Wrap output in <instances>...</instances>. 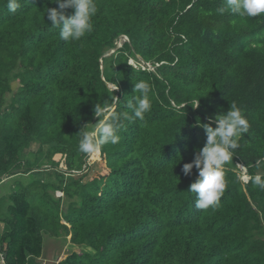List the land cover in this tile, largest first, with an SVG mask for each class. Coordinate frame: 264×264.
<instances>
[{"label":"trees","instance_id":"obj_1","mask_svg":"<svg viewBox=\"0 0 264 264\" xmlns=\"http://www.w3.org/2000/svg\"><path fill=\"white\" fill-rule=\"evenodd\" d=\"M95 2L93 31L64 41L45 15L52 0L15 13L0 0L3 264H42L43 234L69 243L53 264H264V188L245 179L264 178V14L221 15L225 0ZM141 79L152 85L142 121L128 107ZM112 82L114 110L130 119L95 160L80 131ZM233 102L249 129L218 206L199 210L188 191L198 171L182 168L204 146L200 125Z\"/></svg>","mask_w":264,"mask_h":264},{"label":"clouds","instance_id":"obj_2","mask_svg":"<svg viewBox=\"0 0 264 264\" xmlns=\"http://www.w3.org/2000/svg\"><path fill=\"white\" fill-rule=\"evenodd\" d=\"M24 2L27 3L28 0H24ZM52 2L58 5V9L47 8L45 15L51 22V28L59 29L61 40L78 41L86 33L93 31L92 18L98 10L95 0H52ZM20 7L21 0H6V9L9 13H15ZM66 9H72L70 15H65L64 10ZM217 11L221 15L230 12L239 17H255L264 14V0H225V6L218 8ZM182 39L186 40L187 38L182 37ZM175 60L179 62V57H175ZM109 87L112 96L108 100L94 105V116L98 122L91 125V130L84 131L90 126L86 125L80 131L81 138L78 147L82 153H100L105 144L119 143V132L123 127V121L130 119L128 112L118 113L114 110V106L120 102L113 95L114 91L118 90V84L112 82ZM151 87L150 82L139 80L133 88V92L139 95H134L132 100L128 101V107L131 108L133 117L141 121L144 120L145 114L152 107L149 96ZM197 107L198 100L195 102L194 109ZM208 120L209 123L200 125L206 133L204 146L196 151L192 162L185 163L182 168L185 176L191 174L193 166L198 171V176L189 185L188 191L196 194L195 207L199 210L218 206L227 186L223 168L232 161L239 139L249 129V122L243 114V110L235 102L230 104L226 113L208 117ZM213 123L215 127L212 126ZM244 169H240L242 173ZM244 173H246V169ZM245 179L264 188V178L259 174L248 176Z\"/></svg>","mask_w":264,"mask_h":264},{"label":"rangeland","instance_id":"obj_3","mask_svg":"<svg viewBox=\"0 0 264 264\" xmlns=\"http://www.w3.org/2000/svg\"><path fill=\"white\" fill-rule=\"evenodd\" d=\"M139 64L140 63L136 64V66H139ZM15 85L16 83L12 84V87L14 89L16 88ZM35 149H36V146L34 144L24 154L28 156V154L30 155L31 153H33ZM98 155H99L98 153H94L93 158L96 160L98 158ZM52 172L53 171L51 169L48 170V173H52ZM243 173H244V170H243ZM46 180L54 181L55 180L54 175L53 174L46 175ZM56 196L57 197L60 196V193H56ZM0 226H2V224H0ZM68 249H70L69 243H67V241L64 240V234H62V237L60 238H55L47 234H43L42 236V264H53L54 261L56 262L58 260L59 255L65 253Z\"/></svg>","mask_w":264,"mask_h":264},{"label":"water","instance_id":"obj_4","mask_svg":"<svg viewBox=\"0 0 264 264\" xmlns=\"http://www.w3.org/2000/svg\"><path fill=\"white\" fill-rule=\"evenodd\" d=\"M128 41V38L126 36H120V39L119 41L116 43V48L115 49H112L110 52H109V55L112 54L117 48H120L122 46V44L124 42H127ZM129 63L131 65H133L134 67H136V65L133 63L132 60L129 61ZM147 66H149L151 69H153L148 63H147ZM110 84H107V86L109 87ZM110 88V87H109ZM239 169H244L243 166H239ZM245 170V169H244Z\"/></svg>","mask_w":264,"mask_h":264},{"label":"built area","instance_id":"obj_5","mask_svg":"<svg viewBox=\"0 0 264 264\" xmlns=\"http://www.w3.org/2000/svg\"><path fill=\"white\" fill-rule=\"evenodd\" d=\"M0 262L3 264V256L1 253H0Z\"/></svg>","mask_w":264,"mask_h":264},{"label":"crops","instance_id":"obj_6","mask_svg":"<svg viewBox=\"0 0 264 264\" xmlns=\"http://www.w3.org/2000/svg\"><path fill=\"white\" fill-rule=\"evenodd\" d=\"M2 230H3V225L0 226V234H1ZM0 264H2V263L0 262Z\"/></svg>","mask_w":264,"mask_h":264}]
</instances>
